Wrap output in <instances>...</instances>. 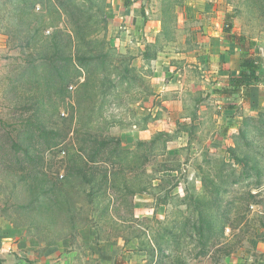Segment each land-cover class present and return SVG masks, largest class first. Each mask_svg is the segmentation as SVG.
I'll list each match as a JSON object with an SVG mask.
<instances>
[{"label":"rangeland","instance_id":"1","mask_svg":"<svg viewBox=\"0 0 264 264\" xmlns=\"http://www.w3.org/2000/svg\"><path fill=\"white\" fill-rule=\"evenodd\" d=\"M126 1L0 0L4 253L264 264V0H144L132 19ZM243 54L262 63L249 91L217 92ZM104 141L139 153L153 187L128 203L91 198L112 161L73 154Z\"/></svg>","mask_w":264,"mask_h":264},{"label":"trees","instance_id":"2","mask_svg":"<svg viewBox=\"0 0 264 264\" xmlns=\"http://www.w3.org/2000/svg\"><path fill=\"white\" fill-rule=\"evenodd\" d=\"M128 1H126V4ZM226 32L230 33L232 30V22H229V19L226 23ZM255 44V41L248 42L247 47L245 49H248L252 47ZM262 66V63H257L255 60L250 59L247 57V55H242L241 60V68H240V74L237 76H233L229 84L221 89H217V92L225 94V95H233L235 93H240L243 89L248 90L251 88L252 83L254 82V74L257 72V70ZM155 139L150 142V144L147 143H141L140 146H146L151 145L153 146L155 144ZM100 147L92 151L93 153L90 154L89 151L87 152L86 147L81 146L82 152H77L73 154L75 158L73 159H86L94 161L96 158H99L101 162H108L109 160L112 161L113 170L110 172L109 168L104 169L106 173L105 175V182L107 189L103 188H92V194L91 198L95 197H101L104 198L105 196L109 195L111 199V204L114 202V199H116L120 204L129 202L130 197H134L135 195H138L139 192L144 191L147 188H152L153 183L150 178V174L146 171L145 163L141 161V156L139 153H137L134 150L125 149L120 146H116L114 148H111L110 143L107 141L102 142L99 144ZM133 160V161H132ZM131 161V162H130ZM136 161L139 163H136ZM115 166V167H114ZM124 166L127 168H132L134 171H136V176L134 175L131 178V181H134V184L126 183L124 184V180L128 182V179H120L121 175H124ZM94 170L98 172V169L94 167ZM74 177H80L83 178L88 175V172L86 173H80L79 175L75 172L72 174ZM98 177V173H96L93 178L88 179L87 182H93L94 179ZM149 177V179H148ZM147 184V185H146ZM125 185V186H124ZM147 186V187H146ZM54 185L49 191L46 193H51L52 196H54ZM104 190V191H103ZM51 195L48 198H51ZM54 197L51 198V200ZM115 205V203H114ZM134 203H131V208L133 209ZM106 212H108V206L105 209ZM73 215H70L71 218ZM122 219L127 220L128 217L126 215H120ZM198 221V220H197ZM2 249V246H0V251ZM0 264H5L4 260L0 258ZM33 264V263H32Z\"/></svg>","mask_w":264,"mask_h":264},{"label":"crops","instance_id":"3","mask_svg":"<svg viewBox=\"0 0 264 264\" xmlns=\"http://www.w3.org/2000/svg\"><path fill=\"white\" fill-rule=\"evenodd\" d=\"M127 1H128L127 2L128 4H126V2H125V9H124V11H125L124 16L126 18L132 19L133 17L139 16L140 14L143 13V7L145 4L144 0L141 2L143 4L142 6H141V4H139L138 0H127ZM9 227L11 229H13L12 225H0V241L7 242L9 240H12V237L8 233ZM20 242L21 241H18L16 243L12 244V250L18 252L19 254H20V252L18 251L19 250L18 248L20 246ZM25 243H26V240L23 241V244H25ZM27 244H28V241H27ZM0 246H2V245L0 244ZM26 246L27 245L22 246V247L24 249L26 248V251L28 252V255H27L28 259L22 260L20 258H17L15 256V254H13V256L5 254L4 253L5 248L3 246H2V249L0 251V258H2L4 260L5 264H31L32 262H36L37 264H61V261H60V263H58L57 259L51 258L50 256L45 257V259L36 256V254H35L36 250L32 251L30 249V247L27 248Z\"/></svg>","mask_w":264,"mask_h":264},{"label":"water","instance_id":"4","mask_svg":"<svg viewBox=\"0 0 264 264\" xmlns=\"http://www.w3.org/2000/svg\"><path fill=\"white\" fill-rule=\"evenodd\" d=\"M263 63H264V59H263Z\"/></svg>","mask_w":264,"mask_h":264}]
</instances>
